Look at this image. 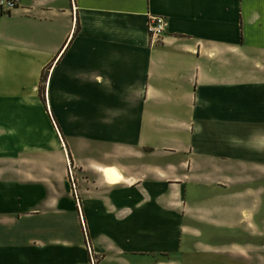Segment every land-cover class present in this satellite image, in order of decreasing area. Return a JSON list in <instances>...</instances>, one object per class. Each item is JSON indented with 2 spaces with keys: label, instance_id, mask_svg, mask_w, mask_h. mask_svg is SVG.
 <instances>
[{
  "label": "crops",
  "instance_id": "1",
  "mask_svg": "<svg viewBox=\"0 0 264 264\" xmlns=\"http://www.w3.org/2000/svg\"><path fill=\"white\" fill-rule=\"evenodd\" d=\"M152 16L165 21L157 40ZM56 131L74 185L63 154L38 149ZM261 150L264 0H21L0 12V264H263L247 241L198 247L205 230L262 235L264 166H248Z\"/></svg>",
  "mask_w": 264,
  "mask_h": 264
},
{
  "label": "rangeland",
  "instance_id": "2",
  "mask_svg": "<svg viewBox=\"0 0 264 264\" xmlns=\"http://www.w3.org/2000/svg\"><path fill=\"white\" fill-rule=\"evenodd\" d=\"M44 99V96H43ZM56 130V129H55ZM44 134H46V130L43 131ZM64 141H65V137L62 136ZM56 142H51L49 149L47 145H40L38 146L39 151H50V152H54L57 154H63V159L65 161L66 164V169L68 172V176L71 179V183L72 185H74V178H75V171H74V165H73V161L71 159V152H70V146L66 144L63 145L62 141L60 139V137L57 134L56 131V138H55ZM55 143V144H54ZM54 144V145H53ZM24 150H26V148L31 147L28 145L23 146ZM8 148H10V151L15 150V148H20L19 146L16 145H10L8 146ZM67 152V153H65ZM68 155L67 159L66 156ZM61 158V155L58 156V158ZM100 158L102 159H113V157L111 155H109L108 157L106 156H101ZM249 161V172L250 173H255V167L254 165H260L261 167L264 166V150H261L260 152H256L254 153V155L250 156L248 158ZM258 179L253 183L254 185H260L263 187L264 189V177H257ZM258 199L261 200V208L259 209L258 215H256V221L259 224V228L262 229V235L258 234V235H247L244 236L243 234L240 235L238 234L235 230H228V229H222V230H215L216 232L213 234H210L209 231L205 230V234L201 240L202 244L199 245V248H204L203 243H206L209 245L210 248L213 247H219V248H226L228 249L232 243L237 242V243H244V242H249V244H254L257 247L258 253H262L263 255V264H264V191H261L260 193H258ZM249 230L250 231H255V226H252V224L250 223L249 225ZM94 259V256L91 255ZM222 259V261L220 262V260ZM216 257L213 256L211 258H207V257H202L200 255H192L191 257H188L187 259V263L191 264V260L194 262V264H246L244 262V259H239V258H234L230 255H225L224 257ZM247 264H251L250 260ZM260 264H262L260 262Z\"/></svg>",
  "mask_w": 264,
  "mask_h": 264
},
{
  "label": "built area",
  "instance_id": "3",
  "mask_svg": "<svg viewBox=\"0 0 264 264\" xmlns=\"http://www.w3.org/2000/svg\"><path fill=\"white\" fill-rule=\"evenodd\" d=\"M21 0H0V12L7 13L15 9ZM147 31L153 40H157L165 31V21L162 16H152L147 24ZM73 179V178H71ZM91 264L95 259L90 257Z\"/></svg>",
  "mask_w": 264,
  "mask_h": 264
},
{
  "label": "bare ground",
  "instance_id": "4",
  "mask_svg": "<svg viewBox=\"0 0 264 264\" xmlns=\"http://www.w3.org/2000/svg\"><path fill=\"white\" fill-rule=\"evenodd\" d=\"M105 174L108 176V178L113 179L114 178V172L110 169H105Z\"/></svg>",
  "mask_w": 264,
  "mask_h": 264
},
{
  "label": "trees",
  "instance_id": "5",
  "mask_svg": "<svg viewBox=\"0 0 264 264\" xmlns=\"http://www.w3.org/2000/svg\"><path fill=\"white\" fill-rule=\"evenodd\" d=\"M44 75H42V79H41V84H40V86H39V93L41 94V96H42V93H43V82L42 81H44Z\"/></svg>",
  "mask_w": 264,
  "mask_h": 264
}]
</instances>
